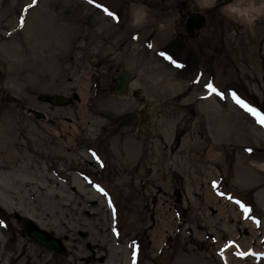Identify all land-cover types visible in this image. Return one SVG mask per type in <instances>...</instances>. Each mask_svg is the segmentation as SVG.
<instances>
[{
	"label": "rangeland",
	"instance_id": "rangeland-1",
	"mask_svg": "<svg viewBox=\"0 0 264 264\" xmlns=\"http://www.w3.org/2000/svg\"><path fill=\"white\" fill-rule=\"evenodd\" d=\"M187 1L208 13L191 38L181 0H0V131L17 144L12 162L0 149V264H65L95 242L101 264H264V15ZM124 70L138 85L119 95Z\"/></svg>",
	"mask_w": 264,
	"mask_h": 264
},
{
	"label": "bare ground",
	"instance_id": "bare-ground-1",
	"mask_svg": "<svg viewBox=\"0 0 264 264\" xmlns=\"http://www.w3.org/2000/svg\"><path fill=\"white\" fill-rule=\"evenodd\" d=\"M169 1V0H168ZM213 0H201V3L202 4H207L209 2H212ZM221 4H226L224 5L223 9L225 11H227L229 14H236L238 15L243 21L247 22L248 19H251L252 20V23H253V20L258 17V16H261V15H264V0H235L231 3H221ZM193 6H197V5H193ZM193 6L191 9H193ZM13 5H11V9H12ZM199 7V6H198ZM141 15H142V11L137 7L135 8L134 12H133V16H134V22L135 23H138V21L141 19ZM14 20H10L8 23H2L1 27L5 28L8 24L11 25L13 23ZM204 25V23H203ZM203 27V26H202ZM201 27V28H202ZM200 29V28H199ZM194 30V29H193ZM186 32V31H185ZM11 38L13 39V36H11ZM11 39V40H12ZM32 39H33V43L35 44V35L33 34L32 35ZM13 41V40H12ZM13 49H12V51ZM16 52H17V48H16ZM14 55V54H13ZM16 57V55H15ZM14 57V58H15ZM5 58V57H3ZM17 58V57H16ZM16 61V59H6V61L12 63L13 61ZM131 74V73H130ZM115 81V80H114ZM167 83L172 87L174 86V84L172 83L171 81V78H167L166 79ZM114 85V83H113ZM136 85H138V82H136L135 80L133 81L131 79V76H130V79L127 83V90L124 94L128 93L130 90H129V86L130 87H136ZM118 94V93H117ZM123 94V95H124ZM121 95V94H119ZM46 97V96H44ZM49 101V100H47ZM51 102V101H49ZM53 103V102H51ZM59 105V104H57ZM2 130V128H1ZM3 131H0V138H5V139H8L10 141H4V142H1L0 141V149H4L2 152H4L5 155H11L12 157L10 158L11 159V162L14 161L16 158V155H17V144L13 141L12 137L11 136H4L3 135ZM3 141V140H2ZM172 150V149H171ZM4 159H6L5 157H2ZM10 161V160H9ZM155 165V164H154ZM158 175V174H157ZM241 215V214H240ZM27 218V217H26ZM38 225L40 227H43L42 224L37 221ZM35 224V222H34ZM37 226V224H36ZM38 226V227H39ZM42 229V228H41ZM44 230V229H43ZM252 231H254V227L251 229ZM46 231V230H45ZM85 234V232H83L82 230L78 229V230H75L69 240L72 244L73 241H80L81 240V237L80 236H83ZM92 246H95L97 249H96V252L92 251L91 249H87L89 251V253L85 256H81L79 254H76L74 253L73 254V259L70 260V262H67L65 264H85L86 260H90V258H96V255L94 253H99L98 251H101L99 253V256H98V260H97V263L95 264H101L99 263L100 262V258L101 257H104V247L101 243L99 242H95L93 245L91 244V247ZM234 246L232 245V248ZM230 247H227L224 249V252H226L227 250H229ZM243 252V251H242ZM244 253V252H243ZM246 253V252H245ZM98 255V254H97ZM225 255V254H224ZM95 256V257H94ZM36 257L39 259V260H42V259H45V258H42L40 255H36ZM81 257L85 260V262H81ZM88 258V259H87ZM227 258L229 259V256H227ZM49 261V260H48ZM47 261V259H45L44 261H42V264H49Z\"/></svg>",
	"mask_w": 264,
	"mask_h": 264
},
{
	"label": "water",
	"instance_id": "water-1",
	"mask_svg": "<svg viewBox=\"0 0 264 264\" xmlns=\"http://www.w3.org/2000/svg\"><path fill=\"white\" fill-rule=\"evenodd\" d=\"M230 1L231 0H224L221 3H228ZM199 10L200 7L193 6V13L188 17L185 24L184 30L186 32H191L193 29H199L203 26L204 16L199 13ZM130 76L131 74L128 70L118 73L113 85L115 93L124 94L126 92ZM46 98L54 104L59 105H63L70 101V99L66 96L57 94L47 95ZM22 227L26 231L27 235H29L34 241L40 243L42 246L58 253L64 252V247L58 238L36 226L29 218H24L22 220Z\"/></svg>",
	"mask_w": 264,
	"mask_h": 264
},
{
	"label": "snow or ice",
	"instance_id": "snow-or-ice-1",
	"mask_svg": "<svg viewBox=\"0 0 264 264\" xmlns=\"http://www.w3.org/2000/svg\"><path fill=\"white\" fill-rule=\"evenodd\" d=\"M33 2L35 3V0H33ZM90 2H92V0H90ZM101 7H103V5H101ZM104 11H105L109 16H114V13L108 11L107 8H104ZM20 22H21V25H23V23H24L23 18H21V21H20ZM161 55H164V53H161ZM166 58H167L169 61H171L173 64H176V61L173 60V58H172L171 56H166ZM177 66L179 67V66H181V65H178V64H177ZM205 86H206V87L210 90V92H212V93H217V94H219V95H221V96L224 95L223 93H218L217 88L214 87V85H213L212 83H207ZM232 95H233L234 98H236V94H235V93H232ZM236 102H237L238 104H242V106L245 107V108H247L248 111L252 112L253 114H256V110H255L254 108H252V107H249V106H248L247 104H245L241 99L236 98ZM260 123H261V124H264V119H261V120H260ZM97 187H99V186H97ZM100 190L103 191V189H100ZM246 210H247V209H246ZM0 226H5V227H6V225L3 224V221H0Z\"/></svg>",
	"mask_w": 264,
	"mask_h": 264
},
{
	"label": "flooded vegetation",
	"instance_id": "flooded-vegetation-1",
	"mask_svg": "<svg viewBox=\"0 0 264 264\" xmlns=\"http://www.w3.org/2000/svg\"><path fill=\"white\" fill-rule=\"evenodd\" d=\"M181 3H182L181 6L187 9V14H186V18L184 19V22H183V24L181 26V28L183 30H178L177 31V36L178 37H182V38H191V37L197 35L198 31L205 26V23H206V21L208 19V13H206L203 10L202 11H199V13L204 16V25H203L202 28H200V29H194L191 32H185L184 28H185L186 21H187L188 17L193 13V9H191L192 8L191 6H190L191 8L189 9V5L187 4L188 3L187 0H181Z\"/></svg>",
	"mask_w": 264,
	"mask_h": 264
},
{
	"label": "clouds",
	"instance_id": "clouds-1",
	"mask_svg": "<svg viewBox=\"0 0 264 264\" xmlns=\"http://www.w3.org/2000/svg\"><path fill=\"white\" fill-rule=\"evenodd\" d=\"M147 15V13H145V16ZM247 23L250 25L252 23V20L251 19H248L247 20Z\"/></svg>",
	"mask_w": 264,
	"mask_h": 264
}]
</instances>
